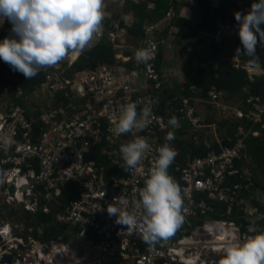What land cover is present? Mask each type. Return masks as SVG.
Here are the masks:
<instances>
[{
    "label": "built area",
    "instance_id": "2783aa9c",
    "mask_svg": "<svg viewBox=\"0 0 264 264\" xmlns=\"http://www.w3.org/2000/svg\"><path fill=\"white\" fill-rule=\"evenodd\" d=\"M126 1L136 0H105V3L123 5ZM114 28L122 32L118 23L113 24ZM217 28L216 35H205L208 42L222 44L239 37L237 22L219 23ZM142 31L143 40L132 56L114 54L109 60L91 59V66L75 72L71 78L64 76L65 68L59 69L60 66L48 72L43 82L48 86V102L38 109L42 123L38 130L33 129L25 106L17 104L1 110L0 135L11 137L13 144L10 148L0 147V169L6 172L0 183V264H219L226 244L221 232L239 228L242 236L255 234L253 225L246 233H241L235 221L210 217L216 204L226 205L228 215L237 208L250 221L263 215L249 204L248 198L254 199L250 173L237 165L245 157L247 136L258 135L248 130V126L240 127L234 139L229 138L230 146L211 149L204 156L188 154L182 157L175 141L171 142L177 152L176 158L181 160L178 163L175 158L168 170L180 175L185 221L173 236L179 234L181 239L174 240L171 236L167 242L149 245L139 231L127 235V229L107 214L106 208L114 198L124 196L130 201L129 210L139 216V211L133 207L138 198L137 189L144 186L146 173L153 166L158 156L156 150L165 142L167 132H185L196 137L205 126L197 100L216 102L226 94L214 87L207 90L191 86L188 97L181 93L187 90L185 84L176 98L168 102L169 109L164 111L160 106L163 91L174 85L170 73L162 69L158 53L170 47L173 28L166 35L156 25ZM118 35L115 31L108 34L113 47L120 46ZM150 43L155 44L154 59L146 65H138L135 51ZM128 61H132L131 65H127ZM231 62L235 69L244 68L251 81L255 80L254 63L242 65L238 56L231 58ZM257 63H264V44ZM61 92L63 97L57 100ZM148 100L155 101V119L138 135L145 136L153 150L146 154L141 170H126L119 146L133 137L131 134L113 135L110 131L112 121L119 115L121 105L136 102L139 110ZM247 105L253 109L246 112L239 109L234 112L236 117L261 123L264 98L253 96L247 100ZM29 110L34 112L37 107ZM172 116L179 121L175 129L167 126ZM196 144L200 146L199 141ZM99 146L97 153L95 150ZM102 154H108L111 163L125 174L113 173L107 177L104 167H98L95 160ZM68 181L75 184L77 196L60 207L58 197ZM262 201L264 203V199ZM40 202L41 210L38 209ZM98 204L100 210H95ZM23 211L52 214L51 223L65 225L68 232L44 240L40 235L46 224H31L35 218H25ZM199 229L207 237L198 238L194 231ZM70 234L80 236L81 241L98 255L83 260L80 251L79 255L72 256L69 253ZM220 242L222 245L216 246ZM3 255L11 256L12 260L2 261Z\"/></svg>",
    "mask_w": 264,
    "mask_h": 264
},
{
    "label": "clouds",
    "instance_id": "9594fccd",
    "mask_svg": "<svg viewBox=\"0 0 264 264\" xmlns=\"http://www.w3.org/2000/svg\"><path fill=\"white\" fill-rule=\"evenodd\" d=\"M233 15L243 48V51L237 48L236 55L252 57L248 60L257 63L256 46L264 44V28L261 27L264 25V0H255L247 13L237 11ZM105 17V0H0V23L7 19L13 34L0 40V60L23 74L26 80L37 76L42 69L58 67L70 53L72 57L68 60L74 62L103 35ZM154 57L153 43L134 53L138 65H146ZM66 67H63L65 71ZM154 103L148 100L139 110L136 102L123 104L112 121L110 131L113 135L131 134L133 137L119 146L126 170H141L146 154L153 150L148 139L138 133L153 123ZM167 126L177 128L178 118L170 117ZM175 138V131L167 132L165 142L156 150L158 156L153 166L146 173L144 186L137 189L138 198L133 207L139 211V216L129 210L130 201L124 196L115 197L106 208L107 214L116 218V224L127 229V235L139 231L149 245L167 242L185 221L182 189L168 171L177 156L171 146ZM12 144L11 137L0 135V147L10 148ZM5 176V170L0 169V183ZM95 210H100L99 204ZM220 235L226 244L219 264H264V231L242 236L238 229H230Z\"/></svg>",
    "mask_w": 264,
    "mask_h": 264
},
{
    "label": "trees",
    "instance_id": "16d2710c",
    "mask_svg": "<svg viewBox=\"0 0 264 264\" xmlns=\"http://www.w3.org/2000/svg\"><path fill=\"white\" fill-rule=\"evenodd\" d=\"M222 0L221 6L219 9H214L208 3L201 4L202 7L201 12V21L197 24L188 22L183 18H177L172 21L173 24L178 27V35L182 41H186L191 45L197 46L202 44V40L199 39L201 33H216V24L218 22H227V21H234V16L230 15L229 12V5L230 3L227 2L226 4ZM250 2H255V0H249ZM153 2L154 8L149 10L147 8L148 4ZM201 3V2H200ZM177 0H142L135 2H128L126 7L129 11L132 12L134 18H136V22L134 23L133 27L127 28L128 36L126 40H133L138 38L139 36H143L141 30V24L144 19H149V21H157L165 16L167 11L171 6H177ZM235 6V5H234ZM108 19L105 18L104 22ZM3 23V24H2ZM2 23V28L0 31V40H3L5 37L13 35L11 32V23L5 19ZM106 24H110V21ZM121 26L124 27L123 23ZM236 44L230 43L227 41L226 44L222 46H217L214 42L212 43V47L209 48L210 56L206 59H202L197 57V65L195 74L187 73V87L192 85H201V86H215L218 91L227 93L229 95H236L242 97V101L246 104V99L248 97L247 88L250 89V93L256 96H261L264 98V76L258 78L256 82L250 83L247 79V74L245 70H235L229 61H224L218 63V65L209 64L212 60L218 57L224 50H228V52L232 55L236 54V49L240 48L243 51L242 45L240 43L239 38L235 41ZM256 48L258 50H262V44L258 43ZM241 60L245 63L248 62V59H252V57H246L243 54L239 55ZM69 57V56H68ZM161 53H158V58L160 59ZM113 58V50L110 45H106L104 43H98L95 46L87 49L82 54L78 56V58L74 62L62 61L61 65L66 67L65 75L69 76L70 78L74 76L75 72L81 71L88 67L89 61L91 59L95 61H103L109 60ZM130 65V64H129ZM48 72L45 70H41L37 76L32 79L26 80V78L20 72L13 71L10 66L5 63L3 60H0V81L4 84H7L9 81L12 87V92L9 93L8 99V106H14L20 104L21 106H25L22 102L21 97L17 95V91L19 86H23L22 90L23 95L31 93L36 87L40 86L42 82L45 80V76ZM12 74L13 76H10ZM8 76V79L5 78ZM19 78V81L16 80ZM8 80V81H7ZM182 89L181 86L174 87L172 89L167 88L163 91L164 96L162 98L161 107H165L169 100L173 101L178 92ZM189 97L190 93L186 90L181 92ZM11 94H13L11 96ZM63 97V93L57 94V100ZM244 97V98H243ZM64 103L66 104L67 101L65 100ZM176 102L174 103V105ZM26 107V106H25ZM37 107V110L32 112L29 109L30 107H26V114L30 117L31 124L34 130H38L39 124L42 126L40 120V110ZM172 115V113H171ZM242 124V121H234L228 126V132L223 141L220 144H215L212 148L208 149L205 147H199L195 145L196 137H193L188 140H183L185 135L184 132H175L176 140H180V151L181 154L184 156L187 153L191 152L194 157L197 156H204L206 155L211 149L220 150L224 146H230L231 143L229 138L234 139L236 134L238 133V128ZM254 131H258L260 133L259 137H255L252 134L247 136L246 138V149H245V157L237 162V165L243 166L246 163V157L251 159L249 163V168L252 172V176L250 181L252 182L253 190L261 191L264 195V117L262 122L256 124L253 128ZM183 141H182V140ZM99 147H96V152L99 153ZM108 154H102L100 156H96L95 158L96 164L98 167L103 166L105 169L106 176H110L111 174H116L123 176L124 170L119 169L111 163V161L107 158ZM94 157V155H93ZM171 176L175 178V180L180 185V175L170 173ZM77 196V189L75 184L72 181H68L61 190V194L58 197L59 206L63 207L68 204L71 200L75 199ZM253 205L258 208L259 213L264 215V204L260 202L253 201ZM23 215L25 218L30 219L34 217V221L31 224L41 223L44 222L45 229L43 230V234L40 237L44 240L50 239L58 234L65 233L67 227L65 225L59 224L57 222H52L53 215L52 214H44L41 211H37L34 214L28 211H23ZM210 217L214 220H228V221H235L237 226L240 227L241 233H246L249 226L252 225L251 221L247 219L245 214L242 211H238L235 208L231 215L227 214V206L224 204H216L215 205V212L210 214ZM209 223V222H208ZM259 227L262 228L261 231H264V218L257 223ZM258 231L257 233L261 232ZM35 234V233H34ZM34 236H37L35 234ZM67 236V235H66ZM67 238V237H66Z\"/></svg>",
    "mask_w": 264,
    "mask_h": 264
},
{
    "label": "crops",
    "instance_id": "0c3cea01",
    "mask_svg": "<svg viewBox=\"0 0 264 264\" xmlns=\"http://www.w3.org/2000/svg\"><path fill=\"white\" fill-rule=\"evenodd\" d=\"M137 1H142V0L126 1V2H124L123 5H119V4H113V5H118V6L124 8L128 2H135L136 3ZM221 2H222V0H185V1L184 0H177L178 5L175 7L171 6L169 8V10L167 11V13L165 14V16L162 17L161 19H158L157 21H152V20L149 21V19H144L142 21L141 30L143 28L148 27V26L156 25L161 30H163V34L166 35L168 33V31L171 28H173V32H172L173 40L171 42L170 47L163 49V51H161L160 53H161V58H162L161 67L163 70H167L168 73H170V75L172 76L171 81L173 82L174 87H178V86L182 87L185 84L187 87V78H186L187 73L195 74L196 65H197L196 61L198 59L197 57H200L202 59L208 58L210 56L209 48L212 47L211 45L213 42L215 44H217V46L218 45L222 46V45L226 44L227 41H230V43L233 44V46H234L236 44L235 41L237 39L236 40H226L224 43L218 44L215 41H213V42L207 41L205 35L210 34V33H201V36L199 37V39L202 40V44L194 46V45H191L190 43H187L186 41H182L179 38V35H178L179 29H178V27H176L173 24L172 21L175 19V17H177V18H183L188 22H192V23L197 24L201 21V14H202V12L200 10V9H202V7H200L201 4L205 5L208 3L214 9H219L221 6ZM227 2L230 3V5L228 7H229V12H230L231 16H234L233 15L234 12H237V11H239L241 13L248 12L250 5L252 4V2H250L249 0H225L223 2V4L227 3ZM106 5H108V4H106ZM109 5H111V4H109ZM147 8L149 10L153 9L154 8L153 2H150L148 4ZM105 18L108 20L106 22L103 21V24H104L103 35L101 37L96 38L93 41L92 45L90 47H88L87 49H90L91 47L95 46L98 43H104L106 45L111 46V48L113 50V57H114V54H120L122 57L132 56L134 49L137 48L141 44L143 37H144L143 31H142L143 36H139L138 38H135V39L129 40V41L126 40V37L128 36L127 28L133 27L134 23L136 22V18H134V15L132 14V12L127 10V12H124L121 15V17H115V18H111V19L108 17H105ZM109 21H110V24H106ZM227 22H229V21H227ZM227 22H225V23H227ZM114 23H118V26L121 28L122 32L118 31L115 28L113 29ZM122 23H123L124 27L121 26ZM219 23L224 24V22H218L216 24V33L218 30L217 26ZM1 28H2V25L0 24V29ZM112 31L119 32V35H118L119 39H117V44L120 46H118V47H113L111 41L108 38V34ZM1 32L2 31H0V33ZM216 33L210 34V35H216ZM262 46H263V44H262ZM262 52H263V49L258 50L256 48V51H255L256 62L258 61V58ZM235 56H237V55L236 54L232 55L228 52V50H224V52H222L218 57H216L214 60H212L209 64L210 65L213 64L216 66L220 62H224V61L231 62V58H233ZM71 57H72V53H70L69 57H66V59L70 60ZM238 58L241 61L242 65H246L248 63H251L250 61L244 63L241 60L240 56H238ZM131 62L132 61H128L127 65H129V64L131 65ZM231 64L233 66L232 62H231ZM254 64H255V66L253 67V71L255 73V80L254 81L250 80L249 75L246 72L247 79L250 83H254V82H256V80L258 78L264 76L263 75L264 63H262V64L254 63ZM88 66H89V64H88ZM235 70H238V69H235ZM239 70H245V69L241 68ZM0 85L5 86L6 84H4L0 81ZM192 86L201 87V88H204L207 90H210L213 87L216 88L215 86H211V87L201 86V85H192ZM188 88L189 87H187L186 91H188ZM245 90H247V93H248V97L246 99V104H244V102L242 101L243 100L242 97L236 96V95H229L227 93L224 95L223 98H221V100L216 101V102H213L210 99H208L204 102H198V100H197V107L199 110V115L204 119L205 126H204V129L199 134L195 135L196 141L200 142V146L197 145L195 142L196 146L205 147V148L210 149V148H212L213 145H215L217 143L220 144L223 141V139L225 138V136L227 135L228 126L231 123H233L234 121H242V124L239 126V128L240 127L247 128V126H248V128H249L248 130H252L253 132L258 133V135H253V136H255V137L260 136V133L258 131L253 130L254 126L256 124H259V123L255 124L253 122L248 121L247 119H239L236 117V114L234 113L235 111H237L239 109L244 110L245 112L248 109H253L251 106L247 105V100L253 96H256V95L251 94L249 88H247ZM180 92H181V90H180ZM180 92H178V94ZM183 95H185V94H183ZM189 96H191V93ZM234 98H239L242 103H241V106H238L239 108H236V109L232 108L231 109V107L227 106L226 104H229L228 102H230ZM46 100L48 102V97H46ZM168 102L164 108L161 107L164 111L169 109ZM8 103H9L8 99H2V101H0V108L3 109L5 107H7ZM30 108H32V107H30ZM230 110H232L231 113H230ZM211 118L216 119V122H218V124L216 125L215 122H211L212 121ZM221 122H223V123H221ZM210 123H213V125L210 126L209 125ZM220 124H222V125H220ZM212 136L219 138V141L210 140ZM191 138H192L191 136H189L185 133L183 140L189 141V139H191ZM174 141L177 144L176 146L178 148H180V140L175 139ZM179 152L181 154L180 149H179ZM188 154H192V153L189 152L186 155H188ZM186 155L183 156L181 154L182 157H185ZM250 162H251V159L249 157L248 158L246 157V163L243 165V167H245V169L247 171H248L247 168H249ZM262 198H264L263 193H262ZM261 204H262V202H261ZM65 232H68V227H67Z\"/></svg>",
    "mask_w": 264,
    "mask_h": 264
},
{
    "label": "rangeland",
    "instance_id": "374dc122",
    "mask_svg": "<svg viewBox=\"0 0 264 264\" xmlns=\"http://www.w3.org/2000/svg\"><path fill=\"white\" fill-rule=\"evenodd\" d=\"M185 1V0H184ZM185 3V2H184ZM226 4V3H225ZM127 7L125 6L124 8L123 7H120L118 5H106L105 3V12H106V17L108 18H115V17H121V15L124 13V12H127ZM64 61H67V59L65 58ZM63 61V62H64ZM62 63V62H61ZM60 66V65H59ZM58 69V68H57ZM61 69V68H59ZM44 70V69H43ZM45 71L47 72H53L55 71V68H48L46 69ZM10 76H13L12 74H10ZM64 76L65 75V72H64ZM66 77H69V76H66ZM6 79H8V76H5ZM58 80H60V77L58 78ZM8 81V80H7ZM17 82L19 81V78L16 80ZM58 84V82H57ZM59 85V84H58ZM22 87L23 86H19V89L17 91V95L19 97H21L22 99V102L23 104L26 106V107H36V106H39V105H42L45 103V99H46V96H48L49 92H48V86H46L43 82L40 84V86L36 87L33 91H31V93H28V94H25L23 95V90H22ZM7 90V91H6ZM9 92H12V87H11V84L10 82L8 81L7 84L5 86H1L0 85V101H2V99H9ZM47 93V94H46ZM236 99V100H235ZM229 104H226L227 106L231 107V109H236V108H239L238 106H241V100L239 98H234L233 100H231L230 102H228ZM1 109L0 108V112H1ZM232 112V110H230V113ZM229 113V114H230ZM210 118V117H209ZM220 119V118H219ZM211 122H215V124L217 125L218 122H216V119L214 118H211ZM221 120V119H220ZM223 123V122H221ZM210 126L213 125V123H210L209 124ZM222 125V124H220ZM212 141H219V138L217 137H214L212 136L211 139ZM245 169V167H244ZM250 175L249 177L251 178V170L249 168H247ZM246 170V169H245ZM251 196L254 198H248L249 200V204L252 206V207H255L253 205V201H257V202H262L263 204V199L262 198V192L260 191H257V190H253L251 192ZM249 208V205L247 204V209ZM257 218V217H256Z\"/></svg>",
    "mask_w": 264,
    "mask_h": 264
},
{
    "label": "water",
    "instance_id": "95a60500",
    "mask_svg": "<svg viewBox=\"0 0 264 264\" xmlns=\"http://www.w3.org/2000/svg\"><path fill=\"white\" fill-rule=\"evenodd\" d=\"M92 62H93L92 60L89 61V66L92 65ZM12 95H13V94H11V96H12ZM162 114H163V112H162ZM176 161H177L178 163H180V162H181L180 157H177V158H176ZM31 198H32V197H31ZM38 209H39V210L42 209V203H41V202L39 203ZM263 218H264V215L259 216V217H257V218H253L252 221H251V223H252V225H253V228L256 229L257 232H258V231H261L262 228L259 227V226H256V223L259 222V221H261ZM234 229H238V231H239V228H234ZM194 234H195L198 238H204V237H207V234H206L203 230H201V229L194 231ZM181 238H182V236L179 235V234L173 236V239H174V240H179V239H181ZM0 239H1V235H0ZM69 246H70V248H69V253H70L72 256L79 255L80 251H82V252H83V255H82V256H84V257L80 256V257H81L80 259H83V260L91 259V258H93L94 256H97V255H98V252H96V251L92 250L91 248H89L88 246H86L85 243H83V242L81 241L80 236H78V235H76V234H70V235H69ZM1 260H2V261L10 262V261L12 260V257L9 256V255H3V256L1 257Z\"/></svg>",
    "mask_w": 264,
    "mask_h": 264
},
{
    "label": "bare ground",
    "instance_id": "6f19581e",
    "mask_svg": "<svg viewBox=\"0 0 264 264\" xmlns=\"http://www.w3.org/2000/svg\"><path fill=\"white\" fill-rule=\"evenodd\" d=\"M6 231V229H4ZM223 242H220L218 244H216V246H221Z\"/></svg>",
    "mask_w": 264,
    "mask_h": 264
}]
</instances>
